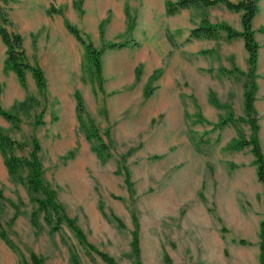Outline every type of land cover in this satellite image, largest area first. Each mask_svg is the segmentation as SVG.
Here are the masks:
<instances>
[{
  "label": "rangeland",
  "instance_id": "1",
  "mask_svg": "<svg viewBox=\"0 0 264 264\" xmlns=\"http://www.w3.org/2000/svg\"><path fill=\"white\" fill-rule=\"evenodd\" d=\"M131 1L134 10L128 13L126 6L125 12L132 23L122 37L105 35L110 10L97 40L91 31L83 33L98 48L125 42L103 48L101 81L84 48L81 83L69 87V96L55 97L46 86L12 108L3 107L20 121L0 114V132L15 140L11 149L0 146V264H74V257L80 264H261L264 188L251 145L234 147L240 137L255 133L245 116L247 77L229 71L248 70L244 40L227 39L222 31L219 38H207L210 53L185 51L176 59L175 38L182 29L164 36L137 27L145 0ZM151 1L148 9L156 13ZM257 1L254 108L264 153V0ZM51 5L60 9L53 14H64L61 5ZM74 6L84 12L83 0ZM192 8L190 23L197 26L204 13L212 23L224 21L227 7L211 13L210 7ZM228 12L227 19L238 17L239 12ZM155 15L154 21H164ZM164 37L171 51L164 49ZM77 94L84 102L85 126L77 114ZM72 102L75 110L68 111ZM229 114L245 121L218 126ZM90 122L107 146L104 151L86 131ZM33 153L58 212L41 209L29 189ZM9 155L21 159L14 173ZM75 227L112 262L81 242Z\"/></svg>",
  "mask_w": 264,
  "mask_h": 264
},
{
  "label": "crops",
  "instance_id": "2",
  "mask_svg": "<svg viewBox=\"0 0 264 264\" xmlns=\"http://www.w3.org/2000/svg\"><path fill=\"white\" fill-rule=\"evenodd\" d=\"M74 1L10 0L8 3L9 16L13 22L9 29L22 34L23 46L29 61L32 64H38L43 69L47 81V92L58 98H61L64 94L69 96V87L75 88L77 85L79 87L83 76L84 47L75 35L68 30L64 17H67L72 23L77 25L82 33L91 31L92 39L95 41L98 38L97 31L100 23L105 19L107 11L110 10L112 15L106 25L105 35H114L118 39V36L122 37L132 23L128 14L126 15V6L129 13L128 8L133 11L136 5L131 0H83L84 12L80 13L75 8ZM167 1L155 0L158 7H156L157 12L154 13L151 10L152 8L148 9L150 0H145L142 5H144L146 10L141 12L143 16H140V22L136 24L137 27L139 25L141 29L161 30L164 36L168 30L173 31L176 28H181V33L175 38L177 42V46L174 48L176 59L181 54L185 55V51L189 56L190 53H195L197 50L201 52L203 49H208L207 38L190 36L191 29L196 26L195 23H190V20L194 18V8H182L177 13L168 15L166 12ZM51 3L56 6L61 5L64 9V14H48L47 9ZM216 6L226 7L223 4L211 6L209 9L210 13L212 8ZM227 9L225 8L224 10L226 16L223 20L229 23L234 21L233 26L241 30L240 12L238 17H233L229 20L227 19L229 13ZM155 14L164 16V21L158 23L154 21L153 17L156 16ZM220 17L222 18V16ZM163 45L166 51L167 49L171 51L172 43L165 37L163 38ZM6 55L7 45L0 35V102L4 108H12L15 103L22 102L28 95H37L39 88L30 70L26 73L27 89L21 85L15 71L10 69L6 72L4 68ZM114 58L117 62L121 59ZM187 60L189 59L187 58ZM66 101L70 102L71 100L68 97ZM67 110L74 111L75 103L72 102V107ZM0 117L2 116L0 115Z\"/></svg>",
  "mask_w": 264,
  "mask_h": 264
},
{
  "label": "trees",
  "instance_id": "3",
  "mask_svg": "<svg viewBox=\"0 0 264 264\" xmlns=\"http://www.w3.org/2000/svg\"><path fill=\"white\" fill-rule=\"evenodd\" d=\"M10 0H0V35L3 41L7 45V55L4 61L5 71L11 69L16 72L20 83L26 86V73L27 71H32L38 88L40 91L46 89L47 81L43 69L36 64H32L23 46V36L21 33L10 30L9 26L13 25V22L9 16L8 3ZM78 2V1H77ZM223 4L229 10L240 12L241 14V25L242 29L238 30L231 26L228 22H216L212 23L207 14L204 13L201 17L200 23L191 29L190 36L194 38H219L221 32L224 31L227 39L243 38L244 45L248 53V70L243 72L238 68L230 69L231 72H241L247 77L246 87H245V116L249 117L252 121V126L254 127L255 133L250 138H239L234 142V147L242 148L246 145H251L253 154L255 155V163L257 164V175L259 180L263 184L264 188V153L260 145V140L257 136L258 126L256 124V114L254 108L255 92L257 90L256 82V67L259 57V47L260 44L256 40L255 32L253 27V20L258 12V1L257 0H168L166 3V12L168 15L177 13L182 8H207L215 5ZM80 7V4L77 3ZM81 9V8H80ZM59 11L55 6L50 5L47 9L49 14ZM65 24L68 30L75 35V37L84 45L85 56L92 68V74L101 81L102 63L101 54L105 47H117L124 45L125 42H107L103 44L102 47H96L92 41L86 39L83 36L80 28L71 23L67 18L65 19ZM101 34L103 35V29L101 28ZM128 44V42H127ZM212 49H203L201 53H210ZM77 114L81 123L85 126L86 122L83 118L85 112L84 102L82 96L77 94ZM0 114L3 115L7 120L13 123H18L20 117L17 113L6 110L0 103ZM245 121V118L239 117L235 118L233 115L229 114L222 117V119L217 123L218 126H223L226 124L237 125L238 122ZM86 131L89 136H94L100 141L98 149L104 151L106 144L102 141V136L99 130L93 122H90L89 126H86ZM91 133V134H90ZM15 144V140H12L7 135L0 132V146L5 149H11ZM19 158L14 155L8 156V165L12 173L16 172L20 166ZM29 164V175L27 176V183L29 189L32 193L34 200L38 203L41 209H49L52 212H58L59 206L55 200V194L52 189H50L42 178V172L40 169V164L38 161L37 153L32 154V160L28 162ZM60 223L58 224V226ZM78 238L81 242H84L89 248L96 251L98 254L102 255L106 260L111 261L112 259L104 252L96 249L93 245L89 244L85 239V234L79 227L74 228ZM260 237H261V264H264V219L260 224ZM134 248L138 253V239L135 236L133 241ZM74 264H80L76 257L73 258Z\"/></svg>",
  "mask_w": 264,
  "mask_h": 264
}]
</instances>
